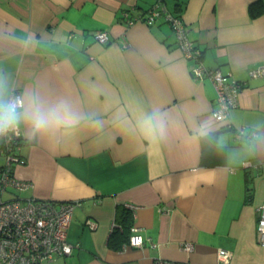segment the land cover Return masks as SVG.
I'll return each mask as SVG.
<instances>
[{"label":"crops","instance_id":"obj_1","mask_svg":"<svg viewBox=\"0 0 264 264\" xmlns=\"http://www.w3.org/2000/svg\"><path fill=\"white\" fill-rule=\"evenodd\" d=\"M255 3L0 0V85L67 99L77 116L43 134L22 123L24 161L10 172L27 187L0 189V202L77 205L66 235L72 254L47 264H215L220 249L229 264H264V78L248 75L264 69V8L253 17ZM157 4L178 14L205 68L241 83L225 121L213 120V84L193 77L165 19L143 22ZM101 32L108 44L95 40ZM6 158L0 140V169ZM121 208L131 211L127 238L137 227L141 248L129 238L108 245Z\"/></svg>","mask_w":264,"mask_h":264},{"label":"built area","instance_id":"obj_2","mask_svg":"<svg viewBox=\"0 0 264 264\" xmlns=\"http://www.w3.org/2000/svg\"><path fill=\"white\" fill-rule=\"evenodd\" d=\"M160 17L165 19L171 31L174 32L180 49L183 48L188 60L194 63L193 77L196 80L207 79L213 84L217 103L212 112L213 120L225 121L228 111L237 106V98L242 89L241 83L231 76L222 75L219 70L205 68L199 61L200 50L188 40L187 30L184 29L181 19L166 12L161 4L154 5L148 10L142 20L149 26L156 23ZM95 40L100 45L108 44L109 37L101 32L95 36ZM248 75L253 79L264 78V69L262 67L251 69ZM11 95L20 97V94L16 93ZM22 139L23 134L19 128L0 136L7 156L6 168L0 169V189L2 191H21L27 187L26 184L16 182L10 172L12 164L24 161L20 155ZM76 206L68 203L57 205L51 201L40 200L14 199L10 202H0V264H47L58 257L70 256L73 247L66 241V235ZM260 211L257 232H259V244L264 247V206ZM144 242L145 239L141 236L140 230L137 227L131 228L129 247L141 248ZM182 250L191 252L192 247L184 244ZM216 258L215 264H229L232 257L228 251L220 249ZM152 264L178 263L160 259Z\"/></svg>","mask_w":264,"mask_h":264},{"label":"clouds","instance_id":"obj_3","mask_svg":"<svg viewBox=\"0 0 264 264\" xmlns=\"http://www.w3.org/2000/svg\"><path fill=\"white\" fill-rule=\"evenodd\" d=\"M152 120L149 117L145 124L150 126ZM76 122L77 116L67 99L49 100L37 93L12 96L0 85V136L15 131L22 123L29 125L33 134H43ZM159 127L163 132L162 122ZM209 130L207 125L202 126L201 134L206 135Z\"/></svg>","mask_w":264,"mask_h":264},{"label":"trees","instance_id":"obj_4","mask_svg":"<svg viewBox=\"0 0 264 264\" xmlns=\"http://www.w3.org/2000/svg\"><path fill=\"white\" fill-rule=\"evenodd\" d=\"M256 8V9H255ZM264 8V3L261 0H256V3L250 5L249 13L253 17H257L260 14V10ZM144 16V15H143ZM178 17V14L175 15ZM142 18V17H141ZM179 18V17H178ZM170 27V26H169ZM171 29V28H170ZM201 53V51H200ZM202 53L199 56V61L201 60ZM131 211L128 208H121L118 215L116 216L115 224L113 226V231L110 236V241L108 245L111 247L113 244H117L118 246H123L127 242V231L131 227L129 226L130 218H131Z\"/></svg>","mask_w":264,"mask_h":264},{"label":"rangeland","instance_id":"obj_5","mask_svg":"<svg viewBox=\"0 0 264 264\" xmlns=\"http://www.w3.org/2000/svg\"><path fill=\"white\" fill-rule=\"evenodd\" d=\"M179 48H180V46H179ZM180 51L184 55L185 60H188L187 54H185V51L183 50V48L180 49Z\"/></svg>","mask_w":264,"mask_h":264}]
</instances>
